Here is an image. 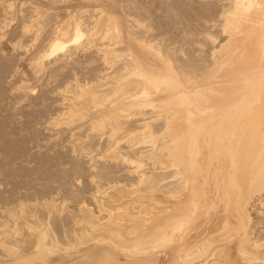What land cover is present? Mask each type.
Instances as JSON below:
<instances>
[{
	"label": "bare ground",
	"instance_id": "6f19581e",
	"mask_svg": "<svg viewBox=\"0 0 264 264\" xmlns=\"http://www.w3.org/2000/svg\"><path fill=\"white\" fill-rule=\"evenodd\" d=\"M228 1L229 5L223 1V4L228 5V8L224 6L228 9H224L227 10L225 14L230 23L236 24L237 27L230 29L231 25L228 26L226 42H231L229 46L235 51L233 59L237 65L224 70L223 74L221 72L218 77L221 79L215 75L217 80H214L227 81L228 90L231 89L225 92L221 85V90L218 87L220 91L217 89L210 95L208 90V94L204 91L214 81H204L206 76L203 82L201 81L203 84L199 83L200 81L195 82L202 84V88L188 82L190 85L186 83L182 87L177 80L174 81L173 74L170 73L172 69L156 52L150 41H140L141 39H136L137 36L133 37V27L129 25L127 13L123 14L124 10L118 11L123 5L116 8L118 3L114 0L85 2H96L100 6L98 11L95 9L91 13L88 9L90 17L95 18L90 34L84 30L80 20L83 8H80L82 11L77 9L69 16L70 20L66 21H69L66 27L68 29L60 28L56 24L54 31L52 30V42L48 43L51 46V54L62 53V60H68L72 55L71 43L84 49L93 45V36L101 37L104 42L100 44L103 47L99 46V49L101 47L102 52L103 48L105 58L101 54L99 55L102 57L98 56L105 59V62L102 61L108 66V71H102L105 70L106 73H103L111 80L108 84L111 83L114 87H111L112 91L108 90V84L104 82L109 79H102L104 82L100 80L99 70L98 80L102 82L99 84L98 81V85L105 89L106 84V90L110 92L93 88V85L97 86L94 82L93 89L83 85L88 90H82V85H76L79 90L76 88V96L72 98L70 105L71 110L69 113L67 111L69 117L66 114L67 117L58 118L55 124L63 125L66 119V126L77 128L80 124L89 125L85 135L91 139L106 141L105 150L109 154H105L113 158L111 162L119 167L123 166V173L127 174L122 176L123 179L119 175L115 176V173L119 172H116L117 170L122 171L120 168L113 173V169H116L113 166L112 171L106 167V163L96 165L98 154L92 156L94 150L81 148L83 152L81 156L78 155V159L88 158L89 168H86L91 174L85 169L87 178L93 175V179L89 181L92 182L96 177L99 181L105 179L108 183L100 182L102 185L105 183V187L103 185V188L99 187L97 191L89 189L90 194L94 193L91 197L93 202L89 198L90 206L93 203V207L86 205L87 201L80 202L82 204H78L79 210L76 207L77 209L72 211L83 215L72 213L74 219L70 215L72 211L69 212L68 209V214L63 211L68 202L65 204L63 200L64 205L60 202L63 207H60V210H63L61 212L57 209L58 212H64L63 215H70L73 219L69 220L73 222V225L69 223L72 229L67 228L71 230L69 235H74L73 241L68 239L72 241L68 245L73 242L74 244L70 247L59 246V238L55 236L51 237V240L47 238V242L44 239L47 235L42 236L44 231L37 230L39 226L36 224L40 221L36 218L38 214L34 213V219L31 218L33 222L29 219L33 226L26 222L28 217H25L26 221L23 220L24 217H20L27 223L25 224L17 222V216L12 219L15 216L11 218L10 214V222L13 225L7 222L8 218L7 221H4L6 218L3 220L4 224H0L1 248L8 244L11 246L7 247V251H2L9 256L6 258L2 253L5 258L0 259V264L27 262L30 256L35 257L34 254L40 252H47L53 259L57 258L47 264H264V242L249 233L251 224L260 223L258 218L264 219V0ZM13 3L15 2L12 0H1L3 15L10 17L9 14H13ZM37 4L31 5L35 14L29 16L30 22L25 23L26 25L23 23V35L29 34L35 28L42 31L48 23V10ZM84 6L90 5H82ZM85 13L88 14L87 11ZM139 21L134 18L133 23L144 30V24ZM102 24H105L104 27ZM254 30L258 36L254 35ZM2 31L4 30L0 31V39L4 40L5 33ZM34 35L37 40V34ZM18 45L13 44L15 51ZM123 49L126 50L125 55L122 53ZM60 58L58 62L61 61ZM45 59V53L32 59L26 58L25 65L29 71V77H25L26 81L27 78L31 79L30 77L39 81L47 68ZM89 62L91 61L88 60ZM247 68L250 69L248 73L244 71ZM135 75L137 78L132 79L131 76ZM225 76L227 79H223ZM179 79L181 80V77ZM246 80L250 82L248 85ZM240 81L247 82L242 85L243 89L237 85ZM28 82L24 80L22 83ZM26 84L23 85V90ZM208 87L211 91V85ZM102 95H105V100ZM85 110H92L94 115ZM61 120L63 122H60ZM77 138L78 136L75 139ZM90 196L88 194V197ZM54 203H46V206H43L45 210L42 207L46 211L44 214H47H43L44 217L53 218L58 215L55 208L57 203ZM59 216L56 218L62 217ZM35 219L38 221L34 223ZM18 223L27 225L26 234H23V230L19 232L22 225L19 226ZM259 232L261 233L260 230Z\"/></svg>",
	"mask_w": 264,
	"mask_h": 264
},
{
	"label": "rangeland",
	"instance_id": "374dc122",
	"mask_svg": "<svg viewBox=\"0 0 264 264\" xmlns=\"http://www.w3.org/2000/svg\"><path fill=\"white\" fill-rule=\"evenodd\" d=\"M37 1H40V2H37ZM37 1L36 0H21V1L12 0V2H15L13 3L15 5L13 8V14H9L10 17L3 15L2 9L0 8V23H1L0 28L5 26V28L3 27L1 29V30H4L2 32L5 33V36H4L5 39L4 40L0 39V215H2L0 216V219L2 220V221L0 220V224L1 222L4 224V221H7L9 219L7 222L13 225V223L10 222V218H9L10 214H11V218L12 216L13 217L15 216L12 219H15L18 217V219H16L17 222L20 221V223H25V224L30 223L29 219L31 218L34 219L33 216L35 214L36 215L38 214L36 218H39L40 221L35 219L34 223L38 221V224H36L39 226V227L37 226L38 227L37 230L40 229L41 232L44 231L42 236L44 234L47 236L49 235V237L46 236L44 239H46V241L49 242L47 238L51 240L52 239L51 237L55 236L59 238L58 239L59 246L62 245L64 247L65 246L67 247L69 246L68 243L70 244V242L74 240L73 238L74 235L73 237H72V233H71V236L69 235L71 231L70 229H68V228H71V224L69 225V223H72L73 225V222H69V220L74 219L73 214L75 213H77L78 216L83 215L82 213L79 214V212L74 213V211L77 208L79 210V205L82 204L80 202L85 203V201H87L86 205L90 206L91 201L89 200V198L92 200L91 197H92V194H94L92 192H91L92 194H90V190L97 191V188L99 187L103 188V185L105 187V183L106 184L108 183L107 180L105 181V179H103L99 181V178H96V177L94 178L97 181L94 179L92 180L93 183L90 182L91 181L90 179H93V175H91L92 178L91 176L90 178H87L88 173L89 174L91 173L86 168V167L89 168L88 158L80 157L82 155L81 152H83V149L81 148L87 147V148L94 150V153L93 154L91 153V154L92 156L94 154L95 155L98 154L96 156L97 157L96 163L98 161L99 164L97 163L96 165H100V163L101 164L106 163L107 164L106 167L108 166V169L111 168V170L115 167L116 169H113L114 170L113 173H115V171L119 168L122 170L123 166L119 167V165L115 164L114 162H111L113 158L107 155L109 153H107L108 151L105 150L107 146L106 141L103 142L102 141L103 139H100L101 141L95 138L91 139V137L88 138V136L85 135L87 134L86 128L88 129V127H90L89 125L84 126V124H80V126L77 128H75L74 126H66L64 123L66 119H64V122L63 120L60 121V122H63V125L61 123L55 124L58 122L59 120L58 118L65 117V116L67 117V115L69 117L68 113L71 110L70 105L73 102L74 97L76 96L75 94L76 88H78L79 90V87H81L82 85L81 87V89L83 88L82 90H85L87 87L88 89H91L92 85L95 83L97 84V86L95 87V85H93L94 86L93 88H96V89L98 88L97 90L103 91L104 89L103 86L98 85V83L102 79L103 80L106 79L104 81H107V79H109L108 76L105 74L106 73L105 70H107L106 67L108 68V66L107 65L105 66L106 63L104 64L102 61L104 60L105 62V59H103L105 58L104 57L105 53L103 52L104 51L103 48L101 52V47L103 46H101L100 44L104 42L101 39V37L100 38L95 37L97 35L93 36L94 38L93 39L94 43L92 42L93 45L91 47L85 46L87 48H84V49H81L80 47L77 48L73 43H71L70 53H72V55L68 58V60L63 59L64 61L62 60V58H60L62 57V53L59 52V53L51 54V49H50L51 46L49 45V43L52 42L51 41L53 38L52 32L54 31L56 24L59 25L60 28L68 29L66 27L69 25L68 23L69 21L67 23L66 21L70 20L69 16L73 15L74 11H77V9L82 11V9L80 8H83V11L87 9L85 10L87 11V13L89 12L88 9L90 10V13L93 12L92 10L95 11V9H97L98 11V9H100L99 3H96V2L93 4L85 3L87 0H84V1L83 0H37ZM103 1H112V0H103ZM114 1L116 2V4L118 3L116 8H118L120 5H123V7L122 6L119 7L120 9L118 8V11L121 10L122 12V10H124L123 14L124 12L125 14L127 13L126 15H128V18L127 17L126 18L130 22L129 25L133 27V32L131 33L133 37L137 36L136 39L137 40L141 39L140 41H143V40L147 42L150 41V43L154 46V49L156 50V52H158L162 56V58L165 59L166 63L168 64V67L172 69L170 70L172 72L170 71L169 72L173 74L174 81L177 80V82L180 83L182 87H184L187 82L190 83L191 85L196 84L197 86H200V85L203 86L202 80L206 76L204 81H207V82L214 81L212 82L214 85H212V83L210 84L212 87L211 91H209L210 87H208L210 85L208 86L206 85L208 89H206L204 86L205 88L204 93L208 90L207 92H209V95H210V93L212 91L213 92L216 91L218 87L220 90L222 89V87H224L223 90L225 89L224 90L225 92L226 90L229 91L231 89L230 88L228 90L229 85L227 81H224V82L221 81L222 84H219L221 83V82H218L219 80L216 81L217 78L220 77L221 72L223 74L224 70L228 68H232V65H237V63H235V60L233 59L234 55H236L235 51L229 46L231 42H228L229 44L226 42V35L228 36V33H227L228 28L230 27V29H234V27H237L236 24L230 23V21L228 20L227 14H225L226 11L228 10L227 9L228 8L227 6L229 5L228 0H221L222 2L220 0H114ZM223 1H225L224 3L228 5L223 4ZM30 2L32 4L38 3L37 5H42L43 7L42 6L41 7L43 9L48 10L49 12L48 17L46 16L48 23L46 22L47 23L46 27L44 26L42 31H37L35 28V29H32L33 31L32 32L30 31L29 34L23 35L24 34L22 32L23 31L22 29L24 28L23 23L27 24L28 21L30 22V19H31L30 17L35 14V12H33L34 9L32 8L31 6L32 4ZM18 4L19 5L21 4L20 7ZM84 4H87L90 6L82 7V5ZM91 5H93V7ZM224 6H226L227 8ZM224 9H227V10H224ZM83 11L80 17V20L82 21V24H83L82 27L88 34H90V32L93 30L95 18L90 17L89 13L87 14L88 15L87 16L85 11L84 12ZM134 18L137 20H140L139 22L142 25L144 24L145 32L144 30H141L139 29V27L134 25L133 23ZM3 20L5 21V23ZM63 21L65 22L63 23ZM105 24H102V26ZM86 28L88 30L90 29V31L88 32ZM34 34H37L38 41L34 38L35 37ZM250 34L251 35L253 34V30L251 33H249V36L251 37ZM255 34L257 33L255 32L254 35ZM255 36H258V35H255ZM95 39L96 41H94ZM13 44L20 45V46L19 45L17 46L18 49H16V51L12 47ZM45 44H47V46ZM84 45H86V42H84ZM224 45L225 47L223 48ZM99 46H101L100 49H99ZM226 46H228L227 49H226ZM229 48L232 50H230ZM249 48L250 47H248L247 50H249ZM123 50L124 51H122V53L125 55L126 50L125 49ZM96 51H98L97 54H96ZM42 53L43 54L45 53L46 59L44 62L47 66V68H45L43 76L39 79V81H37V79L33 80L32 77H30L32 80L27 78L28 80L26 81L25 77H29L28 76L29 71L27 70L26 68L27 66L25 65L26 58L32 59L36 55H43ZM99 54L103 55V58H101L102 56ZM98 55L101 57H99ZM59 58L62 62L57 61L59 60ZM94 58L95 59L97 58V60H95ZM93 59L98 62H95ZM99 59H101L102 62ZM88 60L91 62L88 63ZM229 60H231V62ZM56 61L58 62V64ZM64 62H66V64ZM99 67L100 68L102 67V68L100 69ZM233 67L236 68V66H233ZM103 69L105 70L102 71ZM249 70L250 69L247 68L244 71H247L248 73L250 72ZM98 72L100 75L98 74ZM103 74H105V76ZM215 75L217 78L215 77ZM98 77L100 80H98ZM134 77L137 78L136 75L131 76L132 79H134ZM180 77H181V80L179 79ZM66 78H67V81H66ZM215 78L216 80H214ZM225 78L227 79V76L223 77V79ZM23 79L25 80L26 83L29 80L31 82L29 81L28 84L22 83L24 81ZM218 79H221V78H218ZM109 80L108 82H104V81L103 82L108 84L109 82H111V80L110 81ZM196 81H200L199 83H202V84H199L198 82L197 84L195 83ZM246 81L248 82V80ZM101 82L99 84H101ZM86 83L88 85H86ZM239 83L237 84L238 87L240 89H243V86L245 85V83L241 81ZM249 83L250 82H248L246 85H248ZM25 84L26 86H24V90H23L22 88H23V85ZM106 84L104 86L105 87L104 91L107 88L108 90L112 91L113 88L111 89V87H114L113 84L112 86H111V83L108 84L110 85V87L107 85V88H106ZM76 85L79 87H77ZM83 85L87 87H83ZM201 86L200 88H202ZM225 86L227 89L225 88ZM213 87L215 88L213 89ZM71 90L72 91L74 90V91L72 92ZM108 90H106V92H110ZM23 91H26V92H23ZM236 93L240 94V92H236ZM106 94H109V93H106ZM69 96H72V97H69ZM104 96L103 98L101 97L103 100H105ZM111 97L114 98L113 95H111ZM111 97H108V98H111ZM68 98L70 99L68 100ZM85 112H87L88 114L89 113L93 114L92 110H85ZM60 124L62 126H60ZM59 126L62 128H60ZM73 133H76V135H73ZM76 136H78L77 140L75 139ZM97 140H99V142ZM84 145H87V146H84ZM73 154H76V155H73ZM79 154H80L79 156L80 158L78 159ZM104 155H105V158H103ZM85 169L88 171V173ZM116 172L118 173H115V176L118 177L119 175V177L121 176V178L122 176H125L127 174V173H123L124 170L122 171L117 170ZM120 172L121 174H119ZM100 182H105V183H103L102 185V183ZM88 194L89 196L90 195L91 196L88 197ZM63 200H65V204L67 202L68 203L66 207L64 206V210L63 209L61 210L66 212L69 209V212H70L74 209V211H72L70 214L73 217V219L70 215L65 216L63 215L65 214L64 212L63 214L61 213L62 211L60 210V207L63 208L61 206V203L62 205H64ZM50 201H53V202H50ZM48 202L50 204L54 202L57 204L59 203L58 205L57 204L55 205V208L56 210L58 209L61 212H58L57 210L56 212H58V215H56V217L59 216L60 213L62 214V215L60 214V216L62 217L59 216L60 218H56L54 216L52 218L51 216L50 218H48V217L43 216V214L46 213V211H44L45 208L43 206H46V203L49 204ZM40 203L42 204V206H40ZM42 207L44 208V210ZM90 207H93V203H92V206ZM68 213L66 212V214ZM44 215L47 216V214H44ZM20 217L21 218L24 217L23 220L25 221L27 219L25 217H28L26 221L27 223L23 221ZM257 221H260V223L251 224V227H249V233H250V236H254V237L257 236V239L264 242V238H263L264 237V232H263L264 231L263 230L264 229V219L258 218ZM32 222L30 223V226L31 225L33 226ZM20 223H18L19 226L22 225V224L20 225ZM25 224L22 225L24 226L23 228L21 226L20 231H19L21 232L23 230L22 231L23 234L24 233L26 234L25 231H27L26 230L27 228H25V226L27 225ZM259 227H261L262 229ZM259 230L261 231L263 235H261ZM260 235L262 237L259 238ZM68 239H71L72 241L71 240L69 241ZM73 244L74 242L72 243V245ZM1 247L2 246L0 245V251H1L0 256L2 257L0 259L2 260L5 258L4 256H6V258H8L9 256V255H5V253H3L2 251L4 250L5 252L7 247H11V246L8 244L6 247L5 246L3 247L5 249ZM2 253L4 256H2ZM40 253L38 254L36 253L38 256L34 254L35 257L30 256L27 262L24 261L25 263L22 262L20 264H27V263L28 264H38V263L47 264L48 261L53 262V261H56L57 259V258H54L55 259L54 260L53 256H51L50 254L47 255L48 254L47 252H46L47 254L45 252H43L42 254ZM40 255H42L43 258ZM49 257H52V258H49ZM55 257H56V254H55ZM30 258H31V262H30Z\"/></svg>",
	"mask_w": 264,
	"mask_h": 264
}]
</instances>
